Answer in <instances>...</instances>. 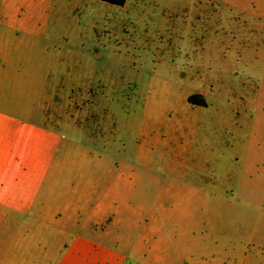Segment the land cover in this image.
<instances>
[{"label": "rangeland", "instance_id": "obj_1", "mask_svg": "<svg viewBox=\"0 0 264 264\" xmlns=\"http://www.w3.org/2000/svg\"><path fill=\"white\" fill-rule=\"evenodd\" d=\"M213 11L0 0V264H264V37Z\"/></svg>", "mask_w": 264, "mask_h": 264}, {"label": "crops", "instance_id": "obj_2", "mask_svg": "<svg viewBox=\"0 0 264 264\" xmlns=\"http://www.w3.org/2000/svg\"><path fill=\"white\" fill-rule=\"evenodd\" d=\"M212 4H221L226 6V11L236 14L237 16L243 17L242 19H236L233 21V18H230L231 15L225 13H220L218 15L214 14V11L211 12L206 20V27L208 35L212 37L216 36H237L240 37L243 35V32L240 31H249V37H264V0H206ZM128 0L125 2V4ZM229 16V17H227ZM247 19L250 22L247 23ZM236 31V33H234ZM242 35H241V34ZM264 50V45H263ZM261 95V94H260ZM262 96V95H261ZM262 102L259 103V129L258 131L261 134H264V96H262ZM257 150L260 155H264V138L258 143ZM7 190H0V208L1 207H10L8 201L3 198H6ZM76 202L75 204H78ZM81 205L68 204L66 206L65 219L67 222H73V217L76 212L78 213H87L85 207ZM86 212V213H85ZM93 213H95L93 211ZM68 226V224L66 225Z\"/></svg>", "mask_w": 264, "mask_h": 264}, {"label": "trees", "instance_id": "obj_3", "mask_svg": "<svg viewBox=\"0 0 264 264\" xmlns=\"http://www.w3.org/2000/svg\"><path fill=\"white\" fill-rule=\"evenodd\" d=\"M100 2L109 4V5H114V6H123L127 0H98ZM189 102L192 103L193 97H190Z\"/></svg>", "mask_w": 264, "mask_h": 264}]
</instances>
